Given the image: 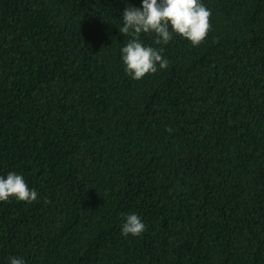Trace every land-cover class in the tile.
Listing matches in <instances>:
<instances>
[{"label":"trees","instance_id":"1","mask_svg":"<svg viewBox=\"0 0 264 264\" xmlns=\"http://www.w3.org/2000/svg\"><path fill=\"white\" fill-rule=\"evenodd\" d=\"M203 2L134 79L140 0H0V174L38 193L0 201V264H264V0Z\"/></svg>","mask_w":264,"mask_h":264},{"label":"clouds","instance_id":"2","mask_svg":"<svg viewBox=\"0 0 264 264\" xmlns=\"http://www.w3.org/2000/svg\"><path fill=\"white\" fill-rule=\"evenodd\" d=\"M210 15L211 10L203 0H140V6L127 4L119 27L121 33L132 37L120 48L125 71L132 78L141 79L145 74L168 66L163 49L145 44L139 38L141 33H153L156 45H167L173 35H180L198 45L207 36ZM37 195L36 189L29 187L22 174L15 171L0 174V201L14 197L30 203ZM145 227L138 214H124L121 233L139 235ZM8 264H26V261L22 256H11Z\"/></svg>","mask_w":264,"mask_h":264}]
</instances>
